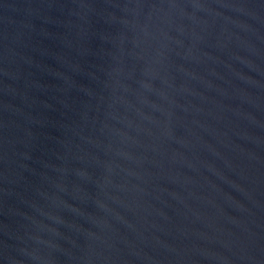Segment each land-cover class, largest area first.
Segmentation results:
<instances>
[{"label":"water","instance_id":"1","mask_svg":"<svg viewBox=\"0 0 264 264\" xmlns=\"http://www.w3.org/2000/svg\"><path fill=\"white\" fill-rule=\"evenodd\" d=\"M0 264H264V0H0Z\"/></svg>","mask_w":264,"mask_h":264}]
</instances>
